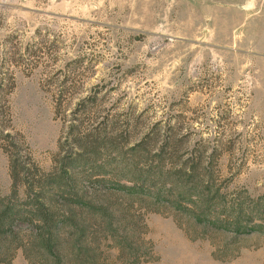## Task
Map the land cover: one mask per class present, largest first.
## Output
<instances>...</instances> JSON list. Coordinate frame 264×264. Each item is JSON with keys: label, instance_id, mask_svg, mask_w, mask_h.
Wrapping results in <instances>:
<instances>
[{"label": "rangeland", "instance_id": "obj_1", "mask_svg": "<svg viewBox=\"0 0 264 264\" xmlns=\"http://www.w3.org/2000/svg\"><path fill=\"white\" fill-rule=\"evenodd\" d=\"M79 143L77 264H264V0H0V200L12 157L58 199Z\"/></svg>", "mask_w": 264, "mask_h": 264}, {"label": "trees", "instance_id": "obj_2", "mask_svg": "<svg viewBox=\"0 0 264 264\" xmlns=\"http://www.w3.org/2000/svg\"><path fill=\"white\" fill-rule=\"evenodd\" d=\"M140 144L142 145L143 142H140ZM140 144H137L138 147H141ZM79 145L81 146L80 150L63 157L61 173L56 177L58 180L53 181L62 193L58 199L53 195L49 196L50 190L41 189L40 185L34 189V184L32 182L29 183L30 181H27V178L24 177V175H32V172H30L31 168L25 166L24 161L17 157L10 159L11 177L14 187L13 195L17 194V185L23 184L26 197L20 204L13 202L11 198H1L2 200H0V264L4 263L7 257L12 256L17 248L23 250L24 256L31 264H70L64 251V236L69 227L74 228V235L76 236L72 241L73 256L76 260L74 264H77L80 257L89 255L88 252L84 254L82 248L79 247L83 229L74 219L64 215L65 209L68 208L70 210L73 206L71 203L76 207L78 203L83 204V199L79 198L81 195L74 184V181L78 179L77 168L81 164L89 165V159L92 157H86V155L95 154L98 150L95 143L91 145L79 143ZM138 147L135 148L136 151L139 149ZM140 150L145 151L143 149ZM157 154L159 161H163L162 152ZM169 156L171 158L172 153ZM188 160L190 161L191 159L189 158ZM194 169L195 167L191 161L184 162L171 174L173 183H187L194 181V179H200L195 174L196 171ZM159 171L161 172L162 170ZM153 173H156L158 178L163 175H158L157 173L159 172ZM22 176L26 181L18 182L22 179ZM148 182H151V179H148ZM172 188L169 187V190ZM207 191H210V189H207ZM205 193L206 191L196 186L194 195L197 198L204 197ZM52 198L56 199L55 202L58 207L53 205ZM219 224L222 226V222Z\"/></svg>", "mask_w": 264, "mask_h": 264}]
</instances>
